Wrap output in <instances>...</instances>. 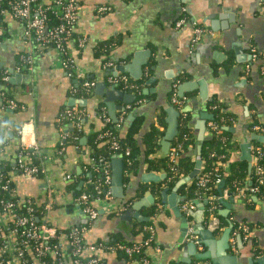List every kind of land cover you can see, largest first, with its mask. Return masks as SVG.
<instances>
[{"label":"crops","instance_id":"crops-1","mask_svg":"<svg viewBox=\"0 0 264 264\" xmlns=\"http://www.w3.org/2000/svg\"><path fill=\"white\" fill-rule=\"evenodd\" d=\"M53 2L55 0H41L43 5ZM79 2V21L75 31L86 38V43L81 46L80 43L77 45L74 40L71 41L70 53L85 76L96 81L93 94L86 98L84 104L92 122L94 110L104 102L109 116L110 112H115L117 120H123V115L127 113L124 131L137 114L145 116L143 130H146L150 124L156 123L161 107H171L168 100L172 87L176 88L179 96L178 88L182 83L198 80L205 82L207 86V99L201 98V90L197 86L184 93V96L187 93L194 94L179 105L180 110L176 108L180 112L192 113L191 124L198 140L200 122H205L204 137L209 134L208 125L212 114L207 103L212 98L225 103L230 111L237 114V121L228 129L233 133V140L241 144L248 141L245 129L253 117L264 122V75L258 68L260 62L252 57L253 48L264 56V0ZM102 6L109 9L102 11ZM181 18L188 20L182 26H177V21ZM2 20L0 72L8 73L10 90L16 99L13 101L18 107L12 109L10 104L2 107L0 103V128L5 131L4 139L0 142V162L14 165L19 147V129L27 124L34 130L41 151L46 154L44 162L53 187L54 204L48 216L53 225L70 228L84 224L87 225V241L112 243L121 240L141 241L143 234L139 232L140 223H149L148 226L155 228L156 243L160 251L149 247L147 252L156 264H194L198 260L212 264L214 258H223L225 263L230 264H264V198L254 195L253 201L249 203L245 198L246 187L240 190L239 196H230L227 190L224 191V201L231 204L226 215L223 214L227 211L224 203L217 215H208V200L212 196H204V199L195 200V208L186 216L182 210L183 196L179 193L182 185L179 187L177 182L169 188L163 184L162 187L167 189V200H164V189L157 193L153 191L152 185L161 183L165 177L159 181H144L142 176L147 173L166 176L165 173L144 171L130 184L123 183V198L114 194L111 180L110 199L99 201L98 217L93 221L89 220L79 207L73 205L76 196L70 189L77 177H80L79 187L87 184L83 173L88 159L76 146H69L66 150L62 148L64 155H57L60 139L66 128L60 122L61 112L74 104H80L79 99L73 95L76 80L71 71L62 65V56L55 48L36 49L25 38V22L22 19L5 11ZM192 21L202 24L206 29L205 36L196 44L192 42ZM110 41L112 46L108 53L99 49L100 44ZM136 51L150 53L147 63L141 66L143 73L139 79L134 78L131 71L116 69L130 64ZM29 54L33 57L32 68L24 70L26 66L23 58ZM229 59H233V65L226 69L224 64ZM252 63L255 66L250 71ZM133 72L136 70L133 69ZM123 73L134 81H143V97L140 98L133 90L125 91L117 86L119 90L136 95L134 102H140V105L130 109L132 103L117 99L110 109L106 96L101 95L102 90L97 88V84L105 81L108 90L116 85L110 82V77L124 75ZM180 78L185 80L181 81ZM72 98L77 101L70 104ZM94 122L96 128L100 127L98 120ZM9 132H12V136L8 135ZM164 153L161 147L155 156ZM241 155L242 148L235 149L227 167L234 161L243 160ZM193 156L197 157L196 154ZM202 167L203 163L198 175ZM62 172L71 173L73 179L63 182ZM12 179L18 196L31 197L38 205L46 203L48 191L44 188L45 178L13 174ZM140 183L149 185L143 195L124 204L127 199L134 197ZM174 193L177 198L171 197ZM231 197L233 201H230ZM139 200H145V204L136 208ZM153 205H157V212L150 214ZM172 205L179 209L180 216ZM138 214L141 218H137ZM182 217L187 218L188 228H194L197 236L194 241L189 239L187 232L184 241L180 242ZM228 228H231V236L227 247L223 239ZM239 228H242V233H239ZM203 233L205 237L202 236ZM211 233L213 238L209 240ZM209 241L212 242L211 247ZM194 244L197 254L205 253L209 258L198 259L194 254ZM104 260L106 264H136L134 259L128 258L122 251L107 252Z\"/></svg>","mask_w":264,"mask_h":264},{"label":"trees","instance_id":"trees-1","mask_svg":"<svg viewBox=\"0 0 264 264\" xmlns=\"http://www.w3.org/2000/svg\"><path fill=\"white\" fill-rule=\"evenodd\" d=\"M15 1L16 0H5L2 4V9L5 11H11L12 4ZM47 13L49 16L47 27L48 30H50L52 27L58 25L60 20L52 10H48ZM3 15L4 14L0 12V23L3 21ZM75 30H73L72 34L65 38L64 41L65 53L62 56V59L65 62H68L69 66L71 65V59L74 60V57L70 53V43L74 40L78 45V39L82 37V35H78ZM31 42L35 45L36 49L41 47L55 48V44L37 42L34 38ZM111 46L112 43L110 41L100 44L99 49L102 51L104 50V53H108ZM256 59L260 62V65L258 66L260 70L261 67L264 66V56L258 52V57ZM255 63L251 64L250 71L254 68ZM232 65L233 59H229L224 64L226 69H230ZM66 69L74 72L71 68ZM24 70H28V68L26 67ZM3 75L4 74L0 72V103L2 107H8L10 101L16 99L10 90L11 84L9 80H3ZM122 76L123 75L119 76L118 87L124 89L125 91L133 90L140 98H142L143 81H134L126 75L129 78L128 82L130 84H135V87L127 88L125 86V82L121 79ZM73 78L76 80L73 86V95L79 100L89 98L93 94V91L87 93L82 85L83 79H77L75 73L73 74ZM86 79L90 78L85 76L84 80ZM180 80L184 81L185 78H180ZM175 92L176 88L172 87L169 92L168 102L171 106L180 110V106L173 102ZM193 94L194 93H187L184 97L178 96V98L183 102L185 99L191 98ZM139 105L140 102H133L130 109H134ZM78 107L81 110L80 116L82 129L80 131L76 126H74L73 120L70 117L66 116L60 118L62 126H66V128H64V132L67 134V137H61L57 155L61 154L59 157H62L65 152L64 150L62 152L61 149L65 148L66 150L69 146L78 147V149L86 155L88 160L85 166L86 170L83 173V179L88 182L86 185L82 184L79 187L80 177H77V179L70 185V189H72L75 196L84 192L89 194V203L97 210L100 211L99 201L110 199V184L105 182V175L102 170L103 162L99 161L100 158L107 160L111 164L110 169L112 170V160L115 156L119 154L122 155L123 182L125 184H130L135 178H139L144 171L165 173L166 176L161 183L152 185L153 191L157 193H161L164 189V187H162L163 184L172 188L179 180L188 176L194 170L197 159L193 155L195 154L194 150L198 145V139L196 131L191 124L193 118L191 112H180L178 119V132L172 139L168 152L162 154L161 156H155L161 150V142L168 126L167 108H160V111L156 116V123L150 124L146 130H143L146 120L145 116L143 114H137L130 124L126 126L124 131V123L127 113L123 115V120L119 118L114 121L108 114L106 103L102 102L98 104L97 108L94 110V120L92 122V120L87 116L86 106L78 104ZM207 108L211 111L212 118L210 120L215 123L216 128L209 130V134H207L203 140L200 153L201 163H203L201 173L190 182L183 184L179 188V193L183 196L182 204L187 201L194 203L196 199H204V196L216 197V199L208 200L207 213L208 215H217L218 209L223 203L221 197L223 196L225 190L228 191L230 196H239L240 190L246 187L245 198L249 200V203H251L253 201L252 196L254 195L259 198H264V184L259 185V190L256 193L250 192L249 188L256 186L258 182L255 175V166L251 164L250 168L247 160L234 161L230 163L229 168L227 167L232 152L241 147V142L233 140V133H231L228 129L233 126L234 122L237 121V114L230 111L225 103L218 101L216 98H212L208 101ZM104 116H108L110 120L107 121ZM96 120L101 123L100 127L98 126L96 128V122H94ZM254 123L264 124V122L260 121L257 117H253L252 122L249 123L245 129L248 141L255 146L260 144L262 141L257 138H252L253 133L250 129ZM83 139H85L84 144L82 143ZM18 141L19 147L16 153L14 165H10L8 163L5 165L0 162L1 171L5 176L12 177L15 167L17 166V155L21 149L19 136ZM114 142L118 145L117 148H115ZM173 151L177 153L174 157L172 156ZM24 155L28 163L34 164H38L41 160L46 158V154L43 151L40 154L25 151ZM259 162L264 166V158ZM203 175H207L209 177L207 188H201L198 186V182ZM217 176L221 177L220 183H216ZM10 185L11 188L15 187V181L13 179H11ZM148 186L149 185L146 183H140L136 188L134 197L127 199L124 204H129L135 198L142 196ZM73 205L77 206L75 201L73 202ZM156 207L157 205H153L150 214L157 212ZM184 214L187 216L186 212H184ZM148 224L149 223H140L141 227L139 228V232L143 234V239L141 241L149 236L148 230L145 229ZM61 229L63 231L69 230V228L64 227H61ZM238 231L239 233H242V228H239ZM135 242L136 241L121 240L112 242L111 244H133ZM145 254L146 252L144 250L140 255L134 258L133 262L140 264V259L143 258Z\"/></svg>","mask_w":264,"mask_h":264},{"label":"built area","instance_id":"built-area-1","mask_svg":"<svg viewBox=\"0 0 264 264\" xmlns=\"http://www.w3.org/2000/svg\"><path fill=\"white\" fill-rule=\"evenodd\" d=\"M4 1L0 0V12L2 14L5 13V10L2 9ZM100 9L105 11L109 7L102 6ZM48 10H52L60 20V23L50 30L47 27L49 21ZM79 10V0H55V2L48 5H43L41 0H16L12 4L10 12L14 17L25 22L24 36L26 39L31 41L34 38L37 42L55 44V49L63 56L65 53V38L72 34L78 24ZM187 20L188 18L179 19L177 26H182ZM191 25L193 32L192 42L196 44L203 39L206 29L196 21H192ZM2 32V23H0V35L3 34ZM78 41L83 46L86 43V38L80 37ZM252 51V57L256 59L258 51L255 48ZM23 62L28 69H31L33 63L32 55H25ZM62 65L74 71H71V75L75 73L77 79H83L82 85L87 93L93 91L96 81L93 79L84 80L85 74L73 59H71L70 66L68 62L62 59ZM261 70L264 75V66L261 67ZM2 79L9 80L8 73L5 72ZM121 79L125 82L127 88L135 87V84L128 82L129 78L126 75H123ZM110 82L118 85L119 76L110 77ZM173 102L178 105L183 103L179 100L177 91L173 96ZM9 104L12 109L17 106L13 100ZM80 115L81 110L78 104H74L61 112V117H70L73 120V125L81 131L82 122ZM104 118L107 121L110 120L108 116H104ZM215 128V123L210 120L208 129ZM250 130L253 134L264 136V124L262 123H254ZM18 135L21 149L17 155V166L14 173L25 177L45 178L44 188L48 191V198L44 205H38L31 197L23 198L18 196L16 188H11L10 185L12 177L5 176L0 168V264H106L104 255L107 252L122 251L128 258L134 259L144 250L146 254L140 259V264H156L154 258L147 252L149 247H154L157 251H160V247L156 243V231L152 225L145 227L149 236L143 241L133 244L87 241L85 238L87 225L84 224L74 225L67 231H63L53 225L48 219L49 212L54 204V196L47 166L44 160H41L38 164L28 163L24 155L25 151L34 154L42 152L34 130L25 124L19 129ZM66 135L64 134L63 137L66 138ZM114 146L115 148L118 147L116 142H114ZM251 153V164L255 166L258 184L250 187L249 190L251 193H256L259 190V185L264 184V166L259 162L264 158V141L255 146L251 144ZM176 154L173 151L172 156L174 157ZM99 161L103 162L102 170L104 171L105 182L111 184V164L104 158H100ZM61 179L63 182H67L73 179V175L68 172H62ZM220 182L221 177L217 176L216 183ZM208 183L209 177L203 175L198 182V186L207 188ZM212 199H216V197H212ZM74 201L89 220L93 221L98 217L99 211L89 203V194L81 193L75 197ZM194 208L193 202L187 201L182 204V210L187 215ZM188 235L189 239L193 241L197 238L192 226L188 228ZM194 264L206 263L198 260Z\"/></svg>","mask_w":264,"mask_h":264},{"label":"water","instance_id":"water-1","mask_svg":"<svg viewBox=\"0 0 264 264\" xmlns=\"http://www.w3.org/2000/svg\"><path fill=\"white\" fill-rule=\"evenodd\" d=\"M150 55L149 51L143 52V51H136L134 53V58L132 60V62L128 65L125 66H118L116 69L117 71H131L133 73V77L136 79H139L141 77V74L143 73L142 70V65L147 63V57ZM139 68V69H138ZM154 68V67H153ZM133 69L136 70V72H133ZM118 85L116 84L115 86H112L111 88H109L107 90V84L105 81L99 82L97 84V88L99 87V89L102 90V92L100 91L101 95H105L106 96V101L111 109V107L115 104V101L117 99L123 100L125 103H133L137 96L131 93H127L124 92L122 90L117 89ZM199 86L200 87V95L201 98L206 100L208 97V93L206 91L207 86L205 85V82H202L201 80H198L197 82L194 81H188L185 83H182L178 90H179V96L183 97L184 93L190 90H193L195 87ZM75 101H77L75 98H72L71 103L73 104L75 103ZM79 103L81 105H84L86 103V99H81L79 100ZM168 112V117H167V129L165 132V135L162 139V147L165 153L168 152L170 144L172 139L176 136L177 132H178V119L180 116V111H178L175 107L171 106L167 109ZM110 116L111 118L116 121L117 117L115 112H110ZM205 118V117H203ZM198 128H199V140H198V146L197 149L195 150V154L197 155L196 159H197V163L196 166L194 168V170L186 177L182 178L181 180L178 181V186L180 187L181 185L185 184L186 182L190 181L192 178L196 177L198 175V173L200 172L201 169V148H202V143L204 140V131H205V122H200L198 124ZM4 135H5V131L3 129L0 128V142L3 141L4 139ZM8 135L12 136V132H9ZM252 138H257L260 141H264V136L263 135H258V134H253ZM85 139H83L84 141ZM251 142L247 141L241 144V148H242V155L241 158L243 160H247L249 162L250 168H251V161H252V153H251ZM165 177L164 175H156L155 173H147V174H143L142 179L144 181H159L161 178ZM123 160H122V155H118L117 157H115L112 160V184H113V191L114 194L119 195L120 197H124L123 196ZM162 195L164 200H167V189H164L162 191ZM171 197L173 198H177V195L174 193ZM170 197V198H171ZM222 202L225 204L227 211H224V215H226L230 208H231V204L230 202H225L223 196L221 197ZM170 201V200H169ZM230 201H233V197L230 198ZM145 200H139L136 203V208H140L144 203ZM173 203V202H172ZM174 210L177 212V214L180 216L181 212L179 211V209L177 207H175L174 205H172ZM137 218H141L140 215L138 214ZM181 238H180V242H183L185 237L187 236V232H188V221L186 217H182V228H181ZM207 234H209V232H207ZM202 236L205 237V233L202 234ZM230 236H231V228H228L225 230L224 233V242L225 245L228 247L229 246V240H230ZM207 238V237H206ZM213 235L211 233V237H209L208 239H212ZM209 245L210 247L212 246V242L209 241ZM195 247V256L198 259H207L209 258L208 254L205 253H200L197 254L196 253V245L194 244ZM264 259V258H263ZM190 262V261H188ZM227 262V261H226ZM212 264H230V263H225V260L223 258H219V260H216L215 258L213 259V263Z\"/></svg>","mask_w":264,"mask_h":264}]
</instances>
